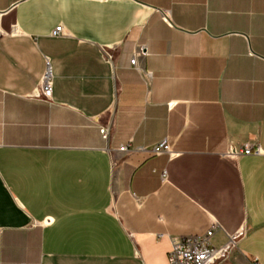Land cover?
Returning <instances> with one entry per match:
<instances>
[{
    "label": "crops",
    "instance_id": "0c3cea01",
    "mask_svg": "<svg viewBox=\"0 0 264 264\" xmlns=\"http://www.w3.org/2000/svg\"><path fill=\"white\" fill-rule=\"evenodd\" d=\"M213 223L264 264V0H0V264H170Z\"/></svg>",
    "mask_w": 264,
    "mask_h": 264
},
{
    "label": "built area",
    "instance_id": "2783aa9c",
    "mask_svg": "<svg viewBox=\"0 0 264 264\" xmlns=\"http://www.w3.org/2000/svg\"><path fill=\"white\" fill-rule=\"evenodd\" d=\"M164 19L169 21V15L164 13ZM64 27L62 25L57 26L52 32L53 36H60L63 34ZM132 64H136V57L132 59ZM41 92L44 99L50 100L53 95V77L49 62L45 73L41 81ZM102 134L107 135L108 129L106 126L100 128ZM121 151L129 150V145L120 146ZM154 154L169 153L172 154V150L167 142L164 140L155 145L152 149ZM241 152L245 154L260 153V149L252 151L249 145H246ZM238 153L237 150H232L228 153L229 156H235ZM51 222L48 218L45 223ZM219 228L217 223H213L212 226L201 235L196 236H174L171 238V249L168 254V260L170 264H220L229 260L237 248V240L235 236L230 237L229 240L221 245L214 246L212 243V237L215 231ZM253 264H258V260L255 259Z\"/></svg>",
    "mask_w": 264,
    "mask_h": 264
}]
</instances>
